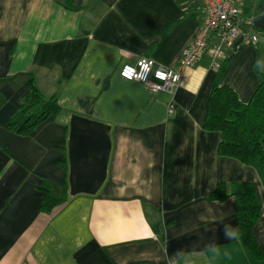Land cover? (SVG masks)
Instances as JSON below:
<instances>
[{
    "label": "crops",
    "instance_id": "1",
    "mask_svg": "<svg viewBox=\"0 0 264 264\" xmlns=\"http://www.w3.org/2000/svg\"><path fill=\"white\" fill-rule=\"evenodd\" d=\"M242 10L257 43L238 38L215 62L247 103L264 74V0ZM202 22L188 0H0V264H169L178 251L202 253L195 264H264L224 237L234 199L208 198L252 183L264 253V164L220 156V133L203 129L208 53L169 92L119 75L140 57L175 67ZM31 83L59 111L22 135L7 123L24 122ZM47 194L63 201L44 209Z\"/></svg>",
    "mask_w": 264,
    "mask_h": 264
},
{
    "label": "trees",
    "instance_id": "2",
    "mask_svg": "<svg viewBox=\"0 0 264 264\" xmlns=\"http://www.w3.org/2000/svg\"><path fill=\"white\" fill-rule=\"evenodd\" d=\"M249 18L250 16L242 10L243 27L248 26ZM224 71L225 63L217 65L214 85L207 100L203 129L220 133V156L234 158L243 164H264V74L260 75L250 100L242 103L231 88L220 84ZM58 111L56 98L52 96L45 99L31 83L20 101V112L25 116L24 122L15 126L10 120L7 127L19 134H27ZM208 198L216 202L234 199L236 228L240 234L238 240L256 260L264 261V253L253 235L254 225L261 215L255 186L250 182L235 187L221 183L209 193ZM62 201L63 199H56L47 194L43 199V207L50 210Z\"/></svg>",
    "mask_w": 264,
    "mask_h": 264
},
{
    "label": "built area",
    "instance_id": "3",
    "mask_svg": "<svg viewBox=\"0 0 264 264\" xmlns=\"http://www.w3.org/2000/svg\"><path fill=\"white\" fill-rule=\"evenodd\" d=\"M188 2L199 6L203 22L182 51L177 65L164 67L155 65L153 59L140 57L134 64L121 66L119 75L122 79L140 82L151 92H169L178 86L183 70L192 66L205 52L209 55V66L216 68L215 60L222 57L224 48H232L236 39L245 44L257 43V35L242 26L243 0Z\"/></svg>",
    "mask_w": 264,
    "mask_h": 264
},
{
    "label": "clouds",
    "instance_id": "4",
    "mask_svg": "<svg viewBox=\"0 0 264 264\" xmlns=\"http://www.w3.org/2000/svg\"><path fill=\"white\" fill-rule=\"evenodd\" d=\"M261 63L260 59H257L255 61L254 67L259 68L258 65ZM258 191L261 193H264V185H262ZM224 237L227 240H235L239 239V230L237 228H233L231 225L226 224L224 226ZM208 247L210 249H214L213 244H209ZM202 255V253L197 252H191V253H185L183 251H178L175 253L172 257L169 258V264H195V261L198 256Z\"/></svg>",
    "mask_w": 264,
    "mask_h": 264
}]
</instances>
